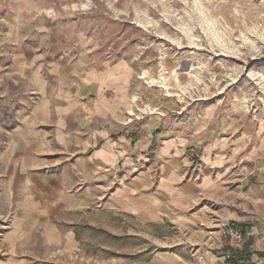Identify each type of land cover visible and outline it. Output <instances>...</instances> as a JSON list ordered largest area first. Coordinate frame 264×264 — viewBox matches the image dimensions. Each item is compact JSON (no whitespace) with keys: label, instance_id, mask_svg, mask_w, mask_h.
I'll return each mask as SVG.
<instances>
[{"label":"crops","instance_id":"1","mask_svg":"<svg viewBox=\"0 0 264 264\" xmlns=\"http://www.w3.org/2000/svg\"><path fill=\"white\" fill-rule=\"evenodd\" d=\"M12 16L3 44L29 87L0 154V264L78 256L83 219L105 214L180 229L146 259L111 264H222V223L245 234L252 264H264V116L229 135L213 124L168 130L143 113L131 66L101 59L83 34L74 44L51 30L52 44L35 48L38 27Z\"/></svg>","mask_w":264,"mask_h":264},{"label":"rangeland","instance_id":"2","mask_svg":"<svg viewBox=\"0 0 264 264\" xmlns=\"http://www.w3.org/2000/svg\"><path fill=\"white\" fill-rule=\"evenodd\" d=\"M12 15L38 27L35 48L52 44L51 30L70 33L74 44L83 34L101 59L131 66L143 113L159 115L168 130L213 124L229 135L243 119L264 116V0H0V154L27 110L29 87L12 73L3 44ZM82 222V253L46 257L55 264H111V256L137 262L163 235L180 236L178 227L141 228L122 215ZM5 225L0 211V236Z\"/></svg>","mask_w":264,"mask_h":264},{"label":"built area","instance_id":"3","mask_svg":"<svg viewBox=\"0 0 264 264\" xmlns=\"http://www.w3.org/2000/svg\"><path fill=\"white\" fill-rule=\"evenodd\" d=\"M219 232L222 264H233L232 258L246 249V236L240 229L230 223H222L219 227ZM198 259L201 261L204 257L199 256Z\"/></svg>","mask_w":264,"mask_h":264},{"label":"trees","instance_id":"4","mask_svg":"<svg viewBox=\"0 0 264 264\" xmlns=\"http://www.w3.org/2000/svg\"><path fill=\"white\" fill-rule=\"evenodd\" d=\"M234 264H252L250 261V254L245 252L236 254Z\"/></svg>","mask_w":264,"mask_h":264}]
</instances>
